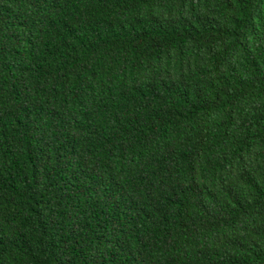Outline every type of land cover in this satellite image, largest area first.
<instances>
[{"label": "trees", "instance_id": "trees-1", "mask_svg": "<svg viewBox=\"0 0 264 264\" xmlns=\"http://www.w3.org/2000/svg\"><path fill=\"white\" fill-rule=\"evenodd\" d=\"M0 264H264V0H0Z\"/></svg>", "mask_w": 264, "mask_h": 264}]
</instances>
